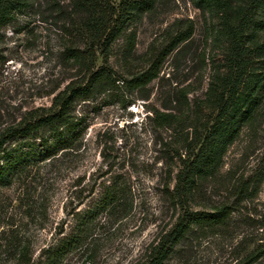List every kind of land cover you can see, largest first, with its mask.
I'll return each mask as SVG.
<instances>
[{"label":"rangeland","instance_id":"1","mask_svg":"<svg viewBox=\"0 0 264 264\" xmlns=\"http://www.w3.org/2000/svg\"><path fill=\"white\" fill-rule=\"evenodd\" d=\"M137 1L124 33L111 45L106 63L110 77L88 104H76L75 111L87 115L79 154L60 163H39L0 187V237L7 222L19 225L20 234L31 240L35 259L61 231L71 228L73 214L95 196L87 195L78 205L87 194L81 187L113 174L126 178L132 203L119 217L99 216L84 248L69 254V264H141L182 214L164 192L169 156L175 162V152L183 156L188 141L198 145L204 128L213 123L215 97L228 72L229 39L223 11L205 0ZM249 3L227 0L229 18L235 21ZM69 12V0H33L23 14L0 27V133L27 111L48 107V92L59 90L69 78L71 62L63 55ZM248 12L244 32L250 54L242 89L252 92L254 103L210 173L200 177L189 204L191 210L225 203L236 209L225 223L192 224L166 245L161 264H237L264 241V49H254L264 43V6ZM189 21L191 37L163 59L157 77L142 88L129 89L124 80L149 66L144 54L149 50L154 56ZM131 30L135 45L129 53L126 34ZM155 112L171 114L174 120L159 125ZM177 168L175 163L171 170ZM242 186L245 192L239 196ZM40 195L49 201L42 220L37 218ZM26 203L33 204V210L27 212ZM255 264H264V258Z\"/></svg>","mask_w":264,"mask_h":264},{"label":"trees","instance_id":"2","mask_svg":"<svg viewBox=\"0 0 264 264\" xmlns=\"http://www.w3.org/2000/svg\"><path fill=\"white\" fill-rule=\"evenodd\" d=\"M32 1L0 0V27L23 14ZM69 1L71 12L67 14L63 28L66 36L63 55L65 61L75 67L70 65L69 78L62 88L48 92L52 94L48 107L27 111L17 123L5 127L0 133V187L9 186L39 163L51 161V164L58 160L60 163L66 156L79 154L87 128V115L84 110L75 111L76 104H88L100 90L102 82L110 77L106 63L111 45L124 33L132 10L138 6L137 0ZM205 1L223 11V24L229 39L228 72L222 79L221 91L215 97L217 112L214 121L204 128L205 135L201 142L195 145L192 140L188 141L183 156L175 152V162L169 156L170 168L164 192L182 210V214L176 218L172 228L151 246L141 264H161L167 252L166 245L181 238L192 224L205 226L225 223L232 219L236 209L233 204L225 203L211 210H191L189 204L200 177L210 173L221 150L237 133L239 122L249 116L253 106L252 92L242 89L250 54L244 30L250 23L249 9L264 6V0H250L248 6L238 11L235 21L226 12L227 0ZM192 33L193 25L189 21L187 27L176 32L154 56L148 54V50L144 59L149 66L125 79L127 87L139 89L156 78L163 59L180 43L188 40ZM126 35L127 51L130 53L135 45V32L131 30ZM254 49H264V43ZM154 119L159 125H169L174 120L171 114L158 112H155ZM217 137L219 143L214 142ZM175 163H178V168L173 171L171 167ZM79 185L78 182L73 184L75 187ZM81 189H85L87 194L82 196L78 205L86 201L87 195L95 193V196L73 214L71 228L66 232L61 231V236L43 247L37 259L31 240L20 234V226H15L12 221L7 222L2 227L0 237V264H69V254L84 248L88 232L98 223L99 216L119 217L132 203L128 182L119 174L110 175L99 184L95 181L86 184ZM244 192L245 187H239L237 195L243 196ZM48 204V198H43V195L38 197V219L46 218ZM26 205L27 212L33 210V204ZM263 258L264 241L257 243L237 264H255Z\"/></svg>","mask_w":264,"mask_h":264}]
</instances>
